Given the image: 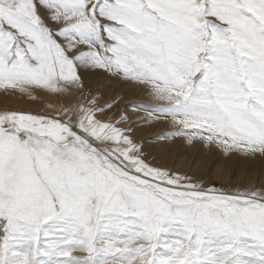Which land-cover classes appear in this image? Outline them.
Returning a JSON list of instances; mask_svg holds the SVG:
<instances>
[{
	"label": "rangeland",
	"instance_id": "374dc122",
	"mask_svg": "<svg viewBox=\"0 0 264 264\" xmlns=\"http://www.w3.org/2000/svg\"><path fill=\"white\" fill-rule=\"evenodd\" d=\"M0 26V70L10 77L1 78L0 92L9 87L34 104L24 111L44 106L13 83L30 71L32 56L49 73L65 65L80 83L58 77L72 87L54 92L64 98L52 110L54 136L0 132L1 141L10 139L0 142L10 155L0 167V224L12 250L9 259L0 252V264H264V0H0ZM32 39L52 52L37 54ZM24 75L15 80L30 84ZM59 124L72 125L76 143L58 139ZM109 128L125 132L130 146L122 138L99 142ZM31 149L52 155L76 207L63 209ZM231 208L246 219L228 216ZM153 219L157 228L141 227ZM83 227L92 236L76 237Z\"/></svg>",
	"mask_w": 264,
	"mask_h": 264
},
{
	"label": "bare ground",
	"instance_id": "6f19581e",
	"mask_svg": "<svg viewBox=\"0 0 264 264\" xmlns=\"http://www.w3.org/2000/svg\"><path fill=\"white\" fill-rule=\"evenodd\" d=\"M66 2V1H65ZM29 2H27V3H23V5H27ZM22 5V6H23ZM25 6H23V7H25ZM31 6V5H30ZM4 8V7H3ZM26 9V8H25ZM29 10H30V8H29ZM22 11V10H21ZM113 11V10H112ZM29 12V11H28ZM63 13V12H62ZM89 13V12H88ZM3 14V13H2ZM9 14V13H8ZM245 14V13H244ZM14 16V15H13ZM13 16H11V17H13ZM91 16V15H90ZM16 17V16H15ZM48 17V16H47ZM5 18L9 21L10 20V18L8 17H6V15H5ZM12 20V19H11ZM10 20V21H11ZM13 20H14V18H13ZM13 20H12V22H13ZM17 20V19H16ZM15 20V21H16ZM68 21V20H67ZM12 22H10L11 24H12ZM13 23H15V22H13ZM19 23V22H18ZM16 25H18V24H16ZM19 26H20V23H19ZM1 27V26H0ZM26 27V26H25ZM30 27V26H29ZM18 28V27H17ZM79 28V27H78ZM81 28V27H80ZM23 29V28H22ZM21 29V30H22ZM25 29V28H24ZM28 30V29H27ZM32 30V29H31ZM28 33V32H27ZM82 33V32H81ZM1 34V33H0ZM29 34H31V33H29ZM2 36V35H1ZM0 36V37H1ZM35 36H37V35H35ZM34 36V37H35ZM27 37V36H26ZM28 37H29V35H28ZM31 38V37H30ZM0 39H2V38H0ZM3 39H5V37H3ZM38 39V38H37ZM54 39V38H53ZM6 40H7V38H6ZM25 40V39H24ZM40 40V39H39ZM2 41V40H1ZM10 41V40H9ZM45 40L43 39V41L42 40H40V46L38 47L39 48V50H38V53L37 54H39V55H42V57H43V55H48V52L50 53V52H52V51H50L51 50V48L49 47L48 48V46H47V44L44 42ZM21 42V41H20ZM3 43H4V41H3ZM8 43V42H7ZM29 43H31V45L33 46V48L38 44V41L37 40H34V39H32V40H30V42H28V44ZM37 43V44H36ZM6 44V43H5ZM38 44V45H39ZM9 45V44H8ZM4 47H5V45H3ZM30 46V45H29ZM31 46V47H32ZM6 48V47H5ZM37 48V49H38ZM74 48V47H73ZM26 49V48H25ZM54 51V50H53ZM6 52H10L9 50L8 51H6ZM0 53L1 54H5V52H2V51H0ZM38 56V55H37ZM52 56H53V54H52ZM22 57V56H21ZM53 59V58H52ZM81 59V58H80ZM13 60V59H12ZM17 60V59H16ZM23 60V59H22ZM47 60V59H46ZM50 60V59H49ZM15 61V60H14ZM28 62V64H29V69H30V71L29 72H27V73H20V75H17V74H15V78H18V80L19 79H22L21 77H23V75L24 74H28L27 76H25L24 75V77H26V78H29L31 81H30V84L26 81V80H24V82H22V84H21V82H18V80H15V78H13V83H19V89L20 90H23L26 94H28V92H30V93H33V96H39V97H41V99L43 98V102H44V106H43V108H41V111L40 110H38V112H27V111H24L23 109H26V108H33V106H34V104L32 105L28 100H27V98H24L23 96H21L20 94H19V92L18 91H14V90H10L9 89V87H5V88H3L2 90H4V91H1L2 93H5V94H7V93H9V94H11V96H13V97H9V96H7L6 97V95L5 96H3L2 94H0V106H3V107H0L1 109H0V111L1 110H4L5 112H3V114H4V116H0V132L1 131H4V129H6V128H14L15 130H19V129H22V130H25V132H26V134H28V135H30V132L31 131H36V132H38V134H40L41 136L42 135H44V136H50V137H52V136H54V133L55 132H57V129H55L54 128V126L52 125V123H54L55 122V116L53 115V111H54V109H57V108H59L58 107V104L60 103V105L64 102V98L62 97V96H60L59 94L55 97V95H54V92L55 91H58V90H62V91H64L63 93H67L68 91H65L66 89H68L69 90V88H71L72 86H67L66 84H64V83H62L60 80L61 79H59L58 77L59 76H61V77H63L64 78V80L66 79L70 84H73V85H76V87H79V81L76 79V77L74 76V75H72V73L68 70V69H66V66L65 65H63V64H60V65H55L58 69H56V67L53 69V70H50L51 72L49 73V72H46V68H47V66L45 67V69H44V66L43 65H41L40 63H38L39 62V59H34L33 58V56H32V59H31V61H27ZM42 62H43V60H42ZM56 63V62H55ZM59 63V62H58ZM40 64V66H38ZM43 64V63H42ZM53 66H52V64H51V68H52ZM63 67V70H61V68ZM81 67H83V66H81ZM7 69V68H6ZM25 68H23V70H24ZM43 69H44V71H43ZM22 70V69H21ZM27 70V69H26ZM28 71V70H27ZM53 71V72H52ZM13 72V71H12ZM23 72V71H22ZM76 72H77V70H76ZM52 73V74H51ZM78 73V72H77ZM11 74V73H10ZM13 74H14V72H13ZM78 75V74H77ZM156 76V75H155ZM2 77H6V78H8L9 76H8V73L7 72H5V71H2V70H0V80H1V78ZM10 78V77H9ZM12 78V77H11ZM42 80V81H41ZM3 81H5V80H3ZM81 81H83V80H81ZM8 82H9V80H8ZM6 83V82H5ZM58 83V84H57ZM84 83V82H83ZM101 83V82H100ZM8 85V84H7ZM61 85V86H60ZM186 86V85H185ZM16 87V86H15ZM2 88V87H1ZM134 89V88H133ZM137 89H139V88H137ZM147 89V88H146ZM9 91V92H8ZM136 91H139L140 92V90H136ZM0 92V93H1ZM22 93V92H21ZM143 93V92H142ZM57 94V93H56ZM85 95V94H84ZM83 95V96H84ZM135 95H136V93H135ZM26 96V95H25ZM28 96V95H27ZM76 96V95H75ZM30 97V96H29ZM28 97V98H29ZM38 97V98H39ZM67 97V96H66ZM65 97V98H66ZM138 97V96H137ZM143 97H144V95H143ZM147 97V96H146ZM31 99H33V98H31ZM73 99V98H72ZM147 99H148V97H147ZM146 99V100H147ZM145 100V99H144ZM151 100V99H150ZM39 101H40V99H39ZM155 101V100H154ZM145 102H149L148 100L147 101H145ZM42 103V102H41ZM127 104V103H126ZM14 106V107H16V109L14 108V111H13V109H12V111H8V110H5V109H7V106ZM42 105V104H41ZM59 105V106H60ZM19 106V107H18ZM77 106H78V104H77ZM13 108V107H12ZM23 108V109H22ZM40 108V107H39ZM69 108V107H68ZM77 108V107H76ZM9 109V108H8ZM37 109V108H36ZM74 109H75V107H74ZM28 110V109H27ZM44 112H43V111ZM53 110V111H52ZM126 110H128V109H126ZM157 110V109H156ZM18 111V112H17ZM30 111V110H29ZM34 111V110H33ZM69 111V110H68ZM75 111H76V109H75ZM21 112V113H20ZM23 113V114H22ZM36 113H38L40 116V119H36V118H33V116L31 115V114H36ZM58 113V112H57ZM70 113H71V111H70ZM127 113V112H126ZM129 113H130V111H129ZM140 113V112H139ZM138 113V114H139ZM2 115V114H1ZM70 115V114H69ZM73 115L74 116H76V115H79V110H78V108H77V111L75 112V113H73ZM60 117V116H59ZM62 117V116H61ZM131 117V116H130ZM45 118H47V119H49V121H50V123L49 124H47V123H44V120H45ZM67 118V117H66ZM106 118V117H105ZM46 119V120H47ZM63 119V118H62ZM59 120H61V118L59 119ZM73 120V119H72ZM48 121V120H47ZM62 121H64V120H62ZM75 121V120H74ZM138 122V121H137ZM102 125V124H101ZM107 125V124H106ZM59 127H60V129L62 130L61 131V133H60V135H62V137H58V139L62 142V143H64V145H69V144H71V143H76V142H74V140L72 141V139H70L72 136H74V134H75V130H74V128L72 127V125L70 124V127H68V124H67V127H66V129H65V124H63V125H58ZM57 126V127H58ZM108 126L109 125H107V128H108ZM123 128V127H122ZM263 128V127H262ZM108 131L106 132L107 134H103L101 131H100V134L103 136V139H102V136H101V138H99L98 140H99V142L100 141H105V142H111V141H116V140H118L119 138H122V140H123V142H125V143H127V145H129V143H130V140L128 139V138H123L122 137V134L123 133H125V132H123V133H115V132H112V131H109L110 130V128L109 129H107ZM117 130H119V129H117ZM6 131H10V130H6ZM14 131V130H13ZM79 131V130H78ZM12 132V131H11ZM27 132H29V133H27ZM3 133V132H2ZM68 134V135H67ZM56 135L58 136V134L56 133ZM55 135V136H56ZM65 135V136H64ZM56 136V137H57ZM133 136V135H132ZM67 137V139H70V140H66L65 138ZM98 137V136H97ZM74 139V138H73ZM85 139H86V141H88V142H91L89 139H88V137L86 136L85 137ZM49 140V139H48ZM4 141H6V142H9L10 143V139L9 140H3L2 139V141L0 140V142L2 143V142H4ZM58 141V140H57ZM70 141V142H69ZM72 141V142H71ZM95 141V140H94ZM16 142V141H15ZM96 142H97V140H96ZM120 142V141H119ZM132 142V141H131ZM60 143V142H59ZM93 143V142H92ZM133 143V142H132ZM61 144V143H60ZM95 144V143H94ZM63 145V144H62ZM96 145V144H95ZM1 146V145H0ZM18 146V145H17ZM119 146V145H118ZM130 146V145H129ZM8 147H12V146H8ZM22 147V146H21ZM68 147V146H67ZM120 147V146H119ZM16 148V147H15ZM18 148V147H17ZM29 148V147H28ZM63 148H66L65 146L63 147ZM124 148V147H123ZM131 149H132V147H130ZM143 148V147H142ZM120 149V148H119ZM8 150H9V148L8 149H0V167H1V164H3L5 161H6V159L8 158V155H9V153H8ZM16 150V149H15ZM24 150V149H23ZM25 150H26V148H25ZM29 150V149H28ZM48 150V149H47ZM52 150V149H51ZM54 150V149H53ZM129 150V148L126 150V151H128ZM133 150V149H132ZM18 151H22V150H18ZM49 151V150H48ZM134 152L135 151H137V153H138V149H134L133 150ZM146 151V150H145ZM25 152V151H24ZM23 152V153H24ZM29 152V151H28ZM53 152V151H52ZM51 152V153H52ZM132 152V151H131ZM131 152L129 151V153L128 154H131ZM30 155L31 156H36V157H34L33 159L36 161V166L38 167L37 169L43 174V175H45L46 176V178L50 181V183H51V186L53 185V186H55L54 185V183L55 184H57V192H59V198H58V201L60 202V205L61 206H63V209H64V207H65V209H67V208H70V207H73V206H75V204L78 202V200L76 199V197L74 196L73 197V199L72 198H70L69 199V196H67L66 194H65V190H67L66 188H67V182L63 179V175H61V177L58 175V174H54V173H56L55 171H53V170H56V169H53L52 168V166L50 165V164H54V163H52L53 162V160H52V155L51 154H49V152H48V154H46V156H44V155H41L40 153H38V154H34L33 152H32V149L30 150ZM123 153H125V149H124V152ZM13 154V153H12ZM18 154V153H17ZM20 154H22V153H20ZM134 154V153H133ZM23 155V154H22ZM49 155H51V156H49ZM54 155V154H53ZM87 155V154H86ZM125 155V154H124ZM138 155V154H137ZM10 156V155H9ZM146 156V155H145ZM28 157H29V155H28ZM27 157V158H28ZM147 157V156H146ZM11 158V157H10ZM19 158V157H18ZM20 159V158H19ZM26 159V158H25ZM30 159V158H29ZM140 159H141V157H140ZM145 159V158H144ZM203 159V158H202ZM9 160V159H8ZM144 161V160H143ZM149 162V161H148ZM196 163V162H195ZM55 164H57V163H55ZM197 164V163H196ZM7 165H6V163H5V167H6ZM160 166H161V164H160ZM218 166V165H217ZM61 167V166H60ZM59 167V170L60 171H63L61 168ZM65 168V167H64ZM68 168H70V167H68ZM3 169V168H2ZM34 169V168H33ZM66 169V168H65ZM72 169V168H71ZM194 169H197L196 168V165L194 166ZM4 170V169H3ZM94 171H95V169H93ZM176 172H177V169L175 168L174 169ZM94 171H93V173H94ZM98 171V170H97ZM152 171H156V172H158V174H157V177H165L168 181H171V182H179V180H177V179H179L178 177H174V176H172V174H173V172L171 171V173L170 172H164V171H159V169H153ZM38 172V171H37ZM59 172V171H58ZM68 171H66V173H67ZM40 173V174H41ZM63 173H64V171H63ZM128 173V172H127ZM213 173H214V171H213ZM37 174V173H36ZM155 174V173H154ZM33 175V174H32ZM38 175V174H37ZM42 175V176H43ZM65 175H67V174H65ZM87 175H89V174H87ZM91 175V174H90ZM44 176V177H45ZM68 176V175H67ZM66 176V177H67ZM70 176V175H69ZM78 176V175H77ZM76 175H75V177H77ZM100 176V175H99ZM195 176V175H194ZM10 177V176H9ZM28 177V176H27ZM31 177V176H30ZM97 177H98V173L96 174V173H94L93 174V177H92V179H93V182H92V180H90L91 182H92V184L90 183V185H92V187L91 188H94V181L97 179ZM196 177V176H195ZM34 178H35V175H34ZM79 178V177H78ZM85 178V177H84ZM90 178V177H89ZM186 178H188V176L186 177ZM26 179V178H25ZM30 179V178H29ZM32 179V178H31ZM30 179V180H31ZM100 179V178H99ZM185 179V178H184ZM47 180V181H48ZM69 180V179H68ZM76 180V179H75ZM80 180V179H79ZM182 181V180H181ZM29 182V181H28ZM39 182V181H38ZM79 182V181H78ZM77 182V183H78ZM82 183H83V185H84V181H81ZM89 182V181H88ZM96 182V181H95ZM31 183V182H30ZM76 183V184H77ZM26 184V183H25ZM87 184V183H86ZM24 185V184H23ZM79 185V184H78ZM90 185H89V183H88V186L90 187ZM29 186V185H28ZM28 186L27 187H25V188H27L28 189ZM82 186V185H81ZM80 186V187H81ZM87 186V185H86ZM24 187V186H23ZM22 187V188H23ZM77 187V186H76ZM75 187V188H76ZM113 187V186H112ZM83 188V187H82ZM96 188V187H95ZM114 189H115V187H114ZM110 191V190H109ZM108 191V192H109ZM115 191V190H114ZM15 192H24L25 193V190L24 189H17V190H15ZM14 192V193H15ZM71 192V191H70ZM68 193V194H71V193ZM13 193V194H14ZM0 194H1V192H0ZM28 194V193H27ZM27 194H26V196H27ZM37 194V193H36ZM114 194V193H113ZM15 195V194H14ZM17 195V194H16ZM110 195V194H109ZM116 194H114L113 195V197H115L114 198V201H115V199H117L116 198V196H115ZM18 196H19V198H20V195L18 194ZM67 197H68V199H67ZM79 197V196H78ZM109 197V196H108ZM112 197V196H111ZM112 197V198H113ZM17 198V197H16ZM15 198V199H16ZM23 198V197H22ZM21 198V199H22ZM79 198H81V197H79ZM13 199V198H12ZM109 199H111V198H109ZM113 200V199H112ZM18 201H16L15 203H14V205L17 203ZM159 202V201H158ZM18 203H21V202H18ZM26 204H27V202H26ZM78 204V203H77ZM4 205H6V204H3V201L0 199V209H4L5 208V206ZM13 205V206H14ZM21 205H22V203H21ZM25 205V204H24ZM160 205H161V203H160ZM18 206H20V205H18ZM230 207H232L231 205H229ZM250 206V205H249ZM4 207V208H3ZM76 207V206H75ZM233 207H236V206H234L233 205ZM245 207V206H244ZM244 207H242L241 206V208L242 209H248V208H244ZM250 207H252V206H250ZM226 208V207H225ZM241 208L239 209V208H236V210H234V209H232L231 210V213H230V211H228L230 214L228 215V216H231L233 219H236V220H239V221H241V220H244V219H246L245 218V216H243L241 213H239V212H241ZM257 208V207H256ZM262 208H264V207H261V209ZM6 209V208H5ZM74 211H75V209L74 208H72ZM227 210H228V208H227ZM264 210V209H263ZM73 211V212H74ZM218 211V210H217ZM222 211V214L224 213L223 212V209L221 210ZM233 211V212H232ZM239 211V212H238ZM257 211H258V209H257ZM71 212V211H70ZM77 212V211H76ZM227 212V211H226ZM225 212V213H226ZM251 212V211H250ZM254 212V211H253ZM263 212V211H262ZM61 213H63V212H61ZM60 213V214H61ZM79 213V212H78ZM55 215H57V214H55ZM62 216V215H61ZM61 216H59L58 218H60ZM108 216V215H107ZM132 217V216H131ZM227 217V216H226ZM230 217V218H231ZM43 218V217H42ZM58 218H56V219H58ZM244 218V219H243ZM251 218V217H250ZM249 218V219H250ZM45 219V218H44ZM53 219V218H52ZM51 219V220H52ZM56 219H55V221H56ZM106 219V218H105ZM223 219V218H222ZM241 219V220H240ZM82 220V219H81ZM136 220V221H135ZM157 220H158V218H157ZM228 220H230V219H228ZM235 220V221H236ZM252 220V219H251ZM47 221V220H46ZM54 221V222H55ZM61 221V220H60ZM84 221V220H83ZM126 221V220H125ZM131 220H128V222H130ZM133 221V220H132ZM231 221V220H230ZM65 222V221H64ZM63 222V223H64ZM107 222V221H106ZM112 222L114 223V220H112ZM127 222V221H126ZM134 222H141V221H139V219L137 220V218H135L134 219ZM187 222H188V220H187ZM243 222V221H242ZM111 222H109V224H110ZM112 223V224H113ZM120 223V222H119ZM199 223L200 222H198V226H199ZM237 223V222H236ZM241 223V222H240ZM4 224V223H3ZM3 224H0V252H1V255H3L4 257H6V258H10L11 256V252H12V250H10L11 248H10V246L8 245L10 242H6L5 240H6V238H10V232L9 231H7V230H4V228H3ZM82 224H83V222H82ZM82 224H80L81 226H82ZM107 224H108V222H107ZM116 222H115V224H113L112 225V227H114V226H116ZM158 224L159 223H156V221H154V219H153V221H152V224H151V226H149V225H146V223L145 222H143V223H141V227H144V229H152V227L153 228H157L158 227ZM189 224V228H187V227H185V229H186V231L184 232L185 233V235H188V229H190V223H188ZM201 224V223H200ZM226 224V223H225ZM242 224V223H241ZM244 224H245V222H244ZM46 225H47V223H46ZM73 225V224H72ZM84 225V224H83ZM126 225V224H125ZM195 225V224H194ZM243 225V224H242ZM85 226V225H84ZM108 227L110 226V225H107ZM106 226V228H108ZM195 226H197V225H195ZM225 226V225H224ZM227 226V225H226ZM226 226H225V231H226V234L227 233H229V234H231V232H232V234H234V232H235V227L233 226V227H230V228H226ZM72 227V226H71ZM76 227V226H75ZM192 227V226H191ZM200 227V226H199ZM221 227V226H220ZM219 227V228H220ZM222 227H223V225H222ZM228 227V226H227ZM241 227V226H240ZM77 228V227H76ZM104 228V227H103ZM117 228L118 227H116V229L115 230H117ZM122 228V227H121ZM182 228V227H181ZM195 228V227H194ZM38 229H40V228H38ZM68 229H71V228H68ZM83 229H84V231L82 232H78V234L79 235H76V237H78L79 239H82L81 237H84L85 235H91L92 234V231L91 230H88V229H86V228H84L83 227ZM119 229V228H118ZM141 229V228H140ZM199 229V228H198ZM215 229V228H214ZM214 229H213V231H214ZM223 229V228H222ZM76 230V229H75ZM122 230V229H121ZM143 230V229H142ZM183 230V229H182ZM221 230V229H220ZM240 230V229H239ZM69 231V230H68ZM74 231V230H73ZM156 231V230H155ZM199 231V234H200V230H198ZM242 231V230H241ZM250 231V230H249ZM9 232V233H8ZM223 232H224V230H223ZM222 232V233H223ZM239 232V231H238ZM238 232L237 233H235L236 235H238ZM246 232V231H245ZM42 233V232H41ZM70 233V232H69ZM68 233V234H69ZM183 233V232H182ZM183 233V234H184ZM240 233V232H239ZM76 234V233H75ZM85 234V235H84ZM226 234H220V236H223V237H226ZM243 234V233H242ZM9 235V236H8ZM74 235V234H73ZM228 235V234H227ZM15 236V235H14ZM43 236V235H42ZM92 236V235H91ZM240 236V235H239ZM238 236V237H239ZM75 237V236H74ZM234 237V236H233ZM250 237V236H249ZM86 238V237H85ZM240 239H244V238H241V237H239ZM75 239V238H74ZM8 240V239H7ZM42 240H43V238H42ZM98 240V239H97ZM77 241V240H76ZM84 241V240H83ZM87 241V240H86ZM96 241V240H95ZM79 243H82V242H79ZM87 243V242H86ZM98 243V242H97ZM97 243H94V244H97ZM243 243V242H242ZM47 244V243H46ZM49 245H50V243H48ZM52 244V243H51ZM78 244V243H77ZM85 244V243H84ZM83 244V245H84ZM92 244V243H91ZM252 244V243H251ZM11 245V244H10ZM82 245V244H81ZM50 246H52V245H50ZM2 247H3V251L4 252H2L1 250H2ZM221 247V246H220ZM101 248H102V245H101ZM140 248V247H139ZM259 248V247H258ZM54 249V248H53ZM107 249H109V248H107ZM262 250L260 251V255H262L261 257H262V260L264 261V250H263V248H261ZM52 250V249H51ZM86 250H88L87 248H86ZM91 251V250H90ZM49 252V251H48ZM102 252V251H101ZM259 252V251H258ZM52 253V251L50 252V254H48V255H52L51 254ZM92 253V252H91ZM104 255V254H103ZM91 258H92V256H91ZM7 259V260H8ZM84 259V258H83ZM95 259V258H94ZM96 262H97V260L96 261H94L93 263L94 264H96Z\"/></svg>",
	"mask_w": 264,
	"mask_h": 264
}]
</instances>
